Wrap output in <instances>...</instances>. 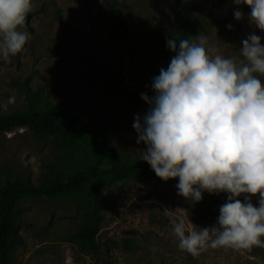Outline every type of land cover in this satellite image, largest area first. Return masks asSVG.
<instances>
[{"label":"rangeland","instance_id":"1","mask_svg":"<svg viewBox=\"0 0 264 264\" xmlns=\"http://www.w3.org/2000/svg\"><path fill=\"white\" fill-rule=\"evenodd\" d=\"M32 5L30 30L20 29L31 39L17 55L0 58V114L26 108L24 85L42 86L44 96L67 112L106 122L105 133L121 157L143 164L147 175L100 190L97 253L73 238L84 194L23 197L12 264H264V248L255 246L208 248L196 258L179 249L174 222L183 219L186 229L217 222L203 199L194 203L178 195V178L165 182L156 176L141 159L147 145L137 144L133 128L136 116L142 120L150 107L141 94L155 95L153 78L175 55L166 43L174 27L190 23L196 28L193 39L207 36L210 56L239 58L249 34L260 36L264 45V32L249 23V15L237 21L233 0H32ZM111 7L123 14L120 29L107 21ZM11 96L15 103L3 108ZM64 156L53 137L39 139L26 128L0 131V186L12 178L41 184L48 165ZM217 195L227 202L228 193ZM245 195L236 199L243 203ZM257 200L251 197L256 206Z\"/></svg>","mask_w":264,"mask_h":264},{"label":"clouds","instance_id":"2","mask_svg":"<svg viewBox=\"0 0 264 264\" xmlns=\"http://www.w3.org/2000/svg\"><path fill=\"white\" fill-rule=\"evenodd\" d=\"M233 3L247 5L249 23L264 32V0ZM32 8V0H0V58L17 55L31 39L20 29ZM234 17L243 18L239 7ZM207 42L203 33L167 40L175 55L153 78L155 95L141 94L150 107L133 123L137 144L147 145L141 159L161 180L178 178V195L196 203L203 192L229 194L216 225L186 229L183 219L174 222L179 249L193 258L208 248H264V45L253 32L239 58H224L210 56ZM14 103L11 96L3 108ZM241 194H248L243 203Z\"/></svg>","mask_w":264,"mask_h":264},{"label":"trees","instance_id":"3","mask_svg":"<svg viewBox=\"0 0 264 264\" xmlns=\"http://www.w3.org/2000/svg\"><path fill=\"white\" fill-rule=\"evenodd\" d=\"M238 7L244 15H249L247 5ZM30 18L31 13L27 15L24 26L28 30ZM106 18L116 30L124 24L123 14L117 7L107 9ZM195 33L193 25L181 23L171 30L166 41L170 38L177 42L182 38L191 40ZM23 89L27 97L26 108L0 114V131L26 128L39 139L53 137L65 156L59 162L48 165L45 181L41 184L12 178L0 186V264H12V248L20 241L17 208L26 196L54 198L84 194L80 206L82 219L73 238L97 253V236L103 222L100 190L118 181L146 176L147 169L139 162L121 157L105 133L106 122L96 123L79 114L67 112L44 96L42 86L33 89L26 84ZM75 155L79 156L76 161L73 158ZM202 197L206 210L218 222L219 208L226 202L217 194L208 192H203Z\"/></svg>","mask_w":264,"mask_h":264}]
</instances>
